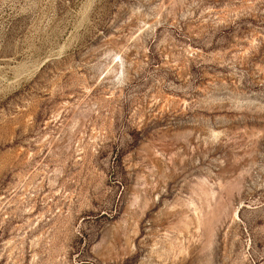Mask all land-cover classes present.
I'll use <instances>...</instances> for the list:
<instances>
[{"label":"rangeland","instance_id":"obj_1","mask_svg":"<svg viewBox=\"0 0 264 264\" xmlns=\"http://www.w3.org/2000/svg\"><path fill=\"white\" fill-rule=\"evenodd\" d=\"M0 264H264V0H0Z\"/></svg>","mask_w":264,"mask_h":264}]
</instances>
